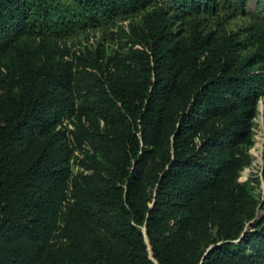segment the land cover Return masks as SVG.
Returning <instances> with one entry per match:
<instances>
[{"label": "trees", "instance_id": "16d2710c", "mask_svg": "<svg viewBox=\"0 0 264 264\" xmlns=\"http://www.w3.org/2000/svg\"><path fill=\"white\" fill-rule=\"evenodd\" d=\"M247 2L0 0V264H264ZM134 15L121 53L66 44Z\"/></svg>", "mask_w": 264, "mask_h": 264}, {"label": "rangeland", "instance_id": "374dc122", "mask_svg": "<svg viewBox=\"0 0 264 264\" xmlns=\"http://www.w3.org/2000/svg\"><path fill=\"white\" fill-rule=\"evenodd\" d=\"M139 19L140 15L122 18L118 23V28L86 31L70 38L66 44L73 52L77 53L96 50L100 45L106 50L108 55H114L117 52L121 53L122 49L119 41H122V37L120 38L119 27L128 29L132 22H137ZM261 23L264 24V0H248L245 5V11L238 13L234 19L228 22L227 30L230 32H238L241 29L256 26ZM65 125L68 128H72L69 125V121H66ZM252 133L253 145L249 150L252 164L241 173L240 181L245 183L250 178H253V180L260 178V183L254 181L251 185L253 186V196L260 203L258 214L259 216H264V99L258 103L257 114L253 119ZM79 153L77 152L76 155ZM72 166L73 171L77 173L79 167L75 158L72 161Z\"/></svg>", "mask_w": 264, "mask_h": 264}]
</instances>
